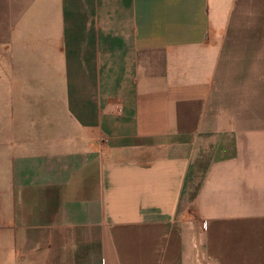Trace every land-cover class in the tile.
Here are the masks:
<instances>
[{
    "label": "crops",
    "instance_id": "obj_1",
    "mask_svg": "<svg viewBox=\"0 0 264 264\" xmlns=\"http://www.w3.org/2000/svg\"><path fill=\"white\" fill-rule=\"evenodd\" d=\"M0 264H264V0H0Z\"/></svg>",
    "mask_w": 264,
    "mask_h": 264
}]
</instances>
